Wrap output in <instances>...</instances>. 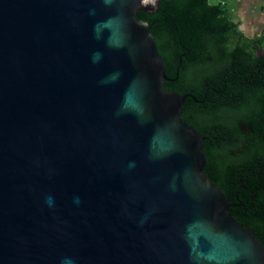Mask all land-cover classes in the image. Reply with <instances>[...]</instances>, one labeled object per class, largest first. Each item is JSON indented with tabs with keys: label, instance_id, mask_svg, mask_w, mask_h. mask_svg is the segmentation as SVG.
Listing matches in <instances>:
<instances>
[{
	"label": "water",
	"instance_id": "water-1",
	"mask_svg": "<svg viewBox=\"0 0 264 264\" xmlns=\"http://www.w3.org/2000/svg\"><path fill=\"white\" fill-rule=\"evenodd\" d=\"M159 2L0 0V264H264L137 19Z\"/></svg>",
	"mask_w": 264,
	"mask_h": 264
},
{
	"label": "trees",
	"instance_id": "trees-1",
	"mask_svg": "<svg viewBox=\"0 0 264 264\" xmlns=\"http://www.w3.org/2000/svg\"><path fill=\"white\" fill-rule=\"evenodd\" d=\"M154 10L136 16L168 89L190 95L181 117L204 138L208 179L264 248V32L245 36L220 1L160 0Z\"/></svg>",
	"mask_w": 264,
	"mask_h": 264
},
{
	"label": "crops",
	"instance_id": "crops-1",
	"mask_svg": "<svg viewBox=\"0 0 264 264\" xmlns=\"http://www.w3.org/2000/svg\"><path fill=\"white\" fill-rule=\"evenodd\" d=\"M225 3L230 19L239 22L247 37L264 32V0H213Z\"/></svg>",
	"mask_w": 264,
	"mask_h": 264
},
{
	"label": "built area",
	"instance_id": "built-area-1",
	"mask_svg": "<svg viewBox=\"0 0 264 264\" xmlns=\"http://www.w3.org/2000/svg\"><path fill=\"white\" fill-rule=\"evenodd\" d=\"M157 1H160V0H141V4L143 6H145V5H154L155 2H157Z\"/></svg>",
	"mask_w": 264,
	"mask_h": 264
}]
</instances>
